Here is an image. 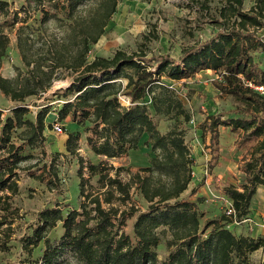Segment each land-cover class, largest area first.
<instances>
[{
	"label": "trees",
	"instance_id": "16d2710c",
	"mask_svg": "<svg viewBox=\"0 0 264 264\" xmlns=\"http://www.w3.org/2000/svg\"><path fill=\"white\" fill-rule=\"evenodd\" d=\"M118 2L25 0L19 11L12 12L9 3L0 0V70L10 45L8 31L13 30L26 69L14 67L9 78L0 75V94L16 104L0 127V254L9 253L17 242L26 254L19 264H249L251 253H264V237L237 236L226 224L245 219L258 188L264 187V94L256 90L264 87V69L253 56L264 53V36L259 35L264 30V0H254L247 11L244 0H223L215 14L203 7V18L214 34L183 47L176 59L167 54L148 57L140 49L117 50L111 58L89 61ZM36 16L38 27H32L29 21ZM64 71L75 76L60 89L64 102L57 116H49L44 107L34 121L28 119L25 100L46 93L64 79ZM203 71L213 73L211 85L219 96L236 105L200 125L209 134V169L221 156L220 128L236 136L234 146L243 153L237 163L241 183L219 189L232 202L234 215L208 219L202 226L197 202L179 200L191 183L194 165L184 130L175 125L162 134L149 107L140 101L150 96L156 116L181 117L188 123L183 102L162 79L181 82ZM120 96L130 105H121ZM55 118H70L81 127L87 123L86 142L98 157H123L138 150L144 136L155 155L135 173L106 162L93 164L76 153L78 133H68L65 149L79 164V208L65 215L59 207L44 209L36 215L31 233L16 239L23 219L15 202L20 175L31 168L24 166L30 159L24 153L45 147ZM17 130L19 142L12 137ZM123 171L128 178L121 177ZM93 177L96 187L90 183ZM135 191L148 205L144 212L132 202ZM194 195L192 191L190 197ZM132 217L130 236L125 227ZM58 224L62 234L50 240L48 235ZM164 236L168 255L159 262L156 248ZM41 244V256L33 259Z\"/></svg>",
	"mask_w": 264,
	"mask_h": 264
},
{
	"label": "rangeland",
	"instance_id": "374dc122",
	"mask_svg": "<svg viewBox=\"0 0 264 264\" xmlns=\"http://www.w3.org/2000/svg\"><path fill=\"white\" fill-rule=\"evenodd\" d=\"M9 3L11 11H19L25 4V0H5ZM223 0H119L116 12L107 24L104 34L94 45L89 53L88 60L96 57L111 58L117 50L133 52L143 50L147 56L170 55L178 58L180 51L185 46H190L197 41L209 39L214 30L203 18V7H207L211 14H215L222 5ZM254 0H244V10L253 5ZM22 15V14H21ZM39 16L32 17L29 24L38 27ZM50 23L49 27L53 28ZM190 31H193L190 34ZM10 45L6 52L0 75L6 78L15 74L14 67L25 72V68L16 50L15 30L9 32ZM264 36V30L259 31ZM255 60L264 69V53L253 54ZM74 74L64 71V79L54 82L52 88L40 97H31L25 100L23 105L29 109L27 118L35 120L36 115L48 107L49 116L56 117L61 109L64 98L61 90L66 88ZM214 75L211 71H203L194 78L181 82L162 79L163 83L174 90L183 102L190 115V121L184 123L181 117L168 118L156 116L152 109L150 96H146L140 104L149 107L151 115L157 122L158 130L164 134L173 126L177 125L184 130L185 142L190 150L191 158L194 160L192 166V180L186 192L179 200L190 199L197 202L201 214V225L208 219L219 218L225 215V196L219 189L228 184L239 185L242 176L237 170V163L243 151L236 150L234 141L236 136L228 129L220 128V159L219 163L209 169L211 158L209 146V134H204L200 125L211 115H217L233 109L236 105L231 98H223L212 87L211 81ZM125 84V81L123 80ZM123 106H129V100L125 96L118 98ZM0 94V127L6 116L15 106ZM225 117H235L227 115ZM224 117V118H225ZM62 128V133L52 132L46 136L45 147L26 149L24 155L30 159L24 163L30 169L21 172L20 195L16 198V204L21 209L23 219L16 239L31 233L36 215L47 208L59 207L65 215L68 211L78 209L81 198L79 197L78 158L70 155L65 149V140L68 133H78L75 143L76 153L85 161L93 164L108 163L113 167H121L133 173L149 164L151 157L155 155L147 145V136L141 140L138 150L129 151L127 155L117 159H105L93 154L87 145L86 138L90 134L86 127L77 126L70 118L65 120L54 119ZM20 130L12 134L13 140H17ZM56 155V156H55ZM56 173V178L52 175ZM87 175V171L85 170ZM121 177L128 178V173L123 171ZM96 177L91 178V185L96 187ZM192 191L195 195L190 197ZM132 202L140 211L147 210V203L139 192L132 195ZM135 217L127 220L125 232L133 236V223ZM226 228L235 235L250 237H264V187L257 190L250 204L249 215L240 222L227 223ZM62 234L61 224L48 235L50 240H57ZM166 237H162L161 243L156 248L159 262L166 259L168 251L164 245ZM11 251L0 254L1 264H19L26 257L17 242H13ZM41 244L33 255V259L41 256ZM264 253L262 250L255 251L248 256L249 264H262Z\"/></svg>",
	"mask_w": 264,
	"mask_h": 264
},
{
	"label": "built area",
	"instance_id": "2783aa9c",
	"mask_svg": "<svg viewBox=\"0 0 264 264\" xmlns=\"http://www.w3.org/2000/svg\"><path fill=\"white\" fill-rule=\"evenodd\" d=\"M256 90L259 91L260 93L264 94V87H256ZM52 132H56V133H62V128L57 124V122L55 121L52 124ZM226 204H225V215L226 216H233L234 215V209L232 206V202L228 199H226Z\"/></svg>",
	"mask_w": 264,
	"mask_h": 264
}]
</instances>
